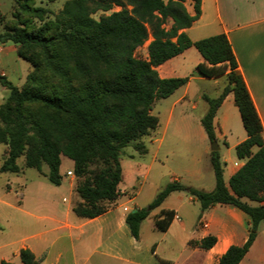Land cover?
Returning <instances> with one entry per match:
<instances>
[{
    "label": "trees",
    "instance_id": "16d2710c",
    "mask_svg": "<svg viewBox=\"0 0 264 264\" xmlns=\"http://www.w3.org/2000/svg\"><path fill=\"white\" fill-rule=\"evenodd\" d=\"M184 1L65 0L54 18L45 19L47 10L34 0H16L17 23L4 24L0 43L17 45V55L29 62L31 70L20 87L0 74L8 89L0 103V143L6 145L0 172L34 168L59 185L61 156H66L72 160L73 175L80 178L75 188L80 201L72 211L88 219L103 214L108 209L105 203L119 195L121 151L133 144L138 153L146 152L145 144L137 140L158 126V117L151 113L154 102L188 81V76L161 77L156 67L193 46L204 59L195 66L196 72L205 77L226 76L216 97L203 95L208 107L201 125L209 141H216L213 117L232 92L247 135L235 146L236 156L244 162L225 183L218 151L211 150L215 179L211 190L169 181L147 206L128 211L124 222L130 235L138 239L142 221L176 190L191 195L201 210L229 203L248 215V237L242 245H230L216 264H237L264 220L262 125L226 34L190 39L184 29L198 19L201 0H191L193 14ZM114 5L121 9L93 17ZM149 37L146 56H137L135 50ZM42 164L47 165L46 173L41 171ZM243 197L259 204L251 206ZM175 214L162 209L154 217L155 227L166 231ZM215 241V236L206 235L198 246L207 249ZM18 258L19 263L0 260V264H41L28 247L19 249ZM160 262L165 264L163 259Z\"/></svg>",
    "mask_w": 264,
    "mask_h": 264
},
{
    "label": "rangeland",
    "instance_id": "374dc122",
    "mask_svg": "<svg viewBox=\"0 0 264 264\" xmlns=\"http://www.w3.org/2000/svg\"><path fill=\"white\" fill-rule=\"evenodd\" d=\"M65 0H34V4L44 7L47 12L45 19L54 18L59 12ZM16 0H0V31L5 23L16 24L14 17ZM127 8L130 9V6ZM121 9L114 5L109 11H97L93 17L108 14L113 10ZM22 18H28L27 14H22ZM169 23L166 25L168 26ZM211 26H206L203 22L194 24L189 30L191 37L210 36ZM151 37H149L141 47L135 50L139 57L146 56V47ZM17 45L7 42L0 43V74L7 80L20 87L25 81L26 75L31 70L29 62L19 57L16 52ZM197 53L195 47L191 46L187 53ZM185 69L183 72L188 74L190 69L191 54H187ZM192 62V61H191ZM192 64V63H191ZM224 80V79H223ZM222 81L213 84L210 80L198 82L192 80L189 89L190 102L185 107L186 114L181 119L180 107L176 106L169 115L171 103L174 96L157 99L151 109V113L158 116V126L153 132L141 137L137 141L145 144L147 151L143 154L133 149V144L125 146L120 153V163L122 167L123 180L120 185L124 191H119L117 197L124 198L106 202L107 211L114 209V213L122 211L121 202L133 196L132 202L139 207H145L154 198L156 192L161 189L171 178L176 177L185 185L203 187L211 190L214 187V173L210 164V154H202L200 161L194 163L193 157L205 147L211 150V142L201 125L199 116L204 114L201 105L198 109H191L194 96L191 95L199 87L206 89L210 96H215ZM8 94V89L0 80V103ZM204 105V104H203ZM204 112V113H203ZM151 141H160L157 157H153L156 144ZM202 141H204L202 143ZM156 143V142H155ZM215 144L220 161L224 169L225 177L228 176L232 162H239L233 151H227V143L224 138H216ZM6 145L0 143V163L5 155ZM62 164L60 172L62 181L59 185L52 184L44 174L34 168L22 167L18 173L0 172V259L19 263L18 251L26 247L27 243L35 244L39 250L48 249V259L61 251L63 252L62 261H70L71 255L76 259L90 255L88 264H93L96 254H91L99 241V234L102 239L106 233L96 231V223H90L83 227V233L79 230L73 231L71 238L67 235L68 230L59 227V220H62L65 210L80 201L76 192V184L80 178L72 173V160L66 156H61ZM19 164H23V157L18 159ZM197 167L203 178L189 174L188 169ZM47 165L42 164L41 171L47 172ZM94 169V166H92ZM182 199L177 200L180 205L179 214L186 225L194 223L196 211L192 202L187 197L186 192H181ZM132 202L124 203L132 206ZM117 205V206H116ZM116 206V207H115ZM154 208L146 217L139 228V237L133 239L129 234L127 226L123 223V229L118 228L113 233V249L124 253H138L135 257L138 260L157 261V256L176 260H181L187 255L186 233L183 232L178 222H174L171 229L162 232L154 226ZM125 211V208H124ZM68 217L79 219L69 210ZM79 233V236L76 234ZM110 240L107 238L102 241V247L107 246ZM155 243V254L151 252V246ZM191 244H193L191 242ZM109 264H127L121 261L109 260Z\"/></svg>",
    "mask_w": 264,
    "mask_h": 264
},
{
    "label": "crops",
    "instance_id": "0c3cea01",
    "mask_svg": "<svg viewBox=\"0 0 264 264\" xmlns=\"http://www.w3.org/2000/svg\"><path fill=\"white\" fill-rule=\"evenodd\" d=\"M184 4L187 11L190 14H193L194 10L191 0H185ZM198 22H203L204 25L211 26L212 32L208 35L218 33L226 34L236 57L237 69L243 77L255 110L260 119L262 125V137L264 138V0H201L200 15L198 19L190 27L184 29L192 40H197L203 37H191L189 35V30L192 29L194 24ZM190 47L156 67L158 74L161 77L187 76V74L183 72L185 69L184 64L188 61L186 60L188 59L187 54H191L192 56V59L189 61L192 72L188 74V81L169 95L174 96L169 115L172 113V109L178 106L180 107L181 113L180 120L184 119L186 114L185 107L191 99V96H189V87L192 80L202 83L207 80H210L213 84H217L220 81L223 83L222 86H219L215 96L208 95L206 89L203 87H199L191 94L194 96L190 106L191 109L196 110L199 105H201V109L204 112H206L208 104L203 99V95L216 97L226 83L225 74L217 77H205L196 72L195 66L198 63L203 62L204 59L198 51V54H195L194 52L187 53L188 50H190ZM202 116L203 114L199 116V120ZM213 126L215 137L224 138L227 143V151H233L235 153V146L239 142L243 141L247 135L242 125L238 108L234 103L232 92H229L218 106L213 117ZM203 142L204 141H202V143ZM151 143L156 144L153 154V157L156 158L158 155L160 141H151ZM256 149V146L252 147V151H255ZM210 151L211 150H208L207 147H205L201 152L199 151L193 157L194 163L197 164V162L200 161V156L202 154L209 155ZM236 158L239 162L235 160L232 162V167L230 168V172L227 177L224 175V169L222 166V175L225 183H227L230 175L238 168V166H234V163L237 162L239 166H241L244 162V159H240L237 156ZM71 167V169H73V164ZM188 171L190 175L196 176L198 179L203 178L199 168L197 167L193 166L191 169H188ZM122 180L119 183V191H124V189L120 188ZM172 180L179 181L176 177L170 179V181ZM197 188L207 190L201 186ZM181 192L183 191L176 190L170 192L160 205L156 207L158 210L153 212V217H155L162 209H172L175 211L176 214L174 219L171 221L167 230L162 232L169 231L173 223L178 222L180 229L186 233V248L188 253L182 260L180 258L171 260L157 256V261L155 262L151 260L143 261L135 258L138 253H124L113 249V242L111 241L113 233L116 232L118 228L123 229V223L125 224V214L133 208L139 207L135 202H132L134 194L124 200V202L120 203V205H122V211L120 213H114V208L90 219L78 216L77 217L79 219L68 217L69 210L73 212L71 205L68 207V210H65L62 220H59V227L68 230L67 235L70 238L75 230H79L82 234L83 227L90 223H96L98 226L96 231L98 233H102L103 236L106 233L103 239L99 234L98 244L91 252V254H96V259L93 264H109V260L111 259L127 264H162L160 259H163L165 264H216L218 258L230 245H242L246 241L250 225L249 217L241 209L229 203H216L205 210H201L198 201L187 193V199L192 202L196 208V220L194 223L186 225L180 217V205L177 203V200L182 199ZM124 197L125 195L117 200ZM242 200L251 206L259 204L245 197H243ZM126 202H132V206H126L124 204ZM124 208H126L125 211ZM176 216H178V218ZM78 234L79 233H77L76 236H79ZM206 235L215 236L216 241L211 247L204 249L198 246V241ZM105 238L110 241L107 246L101 248V246H103L102 241H104ZM191 242L193 244H191ZM26 247L34 253L35 257L41 261V264H88L90 259V255H87L78 260L72 253L70 261H62L63 252L61 251H58L54 257L48 259V249L39 250L36 248L35 244L30 243H27ZM151 252L153 255H157L155 254V243L151 246ZM237 264H264V220L259 222L256 236L252 244Z\"/></svg>",
    "mask_w": 264,
    "mask_h": 264
},
{
    "label": "water",
    "instance_id": "95a60500",
    "mask_svg": "<svg viewBox=\"0 0 264 264\" xmlns=\"http://www.w3.org/2000/svg\"><path fill=\"white\" fill-rule=\"evenodd\" d=\"M211 150H217L218 149V146L215 144V141L211 142Z\"/></svg>",
    "mask_w": 264,
    "mask_h": 264
},
{
    "label": "built area",
    "instance_id": "2783aa9c",
    "mask_svg": "<svg viewBox=\"0 0 264 264\" xmlns=\"http://www.w3.org/2000/svg\"><path fill=\"white\" fill-rule=\"evenodd\" d=\"M234 166H238L239 167V164L237 162L234 163ZM126 210V208H125ZM178 218V216H176Z\"/></svg>",
    "mask_w": 264,
    "mask_h": 264
}]
</instances>
